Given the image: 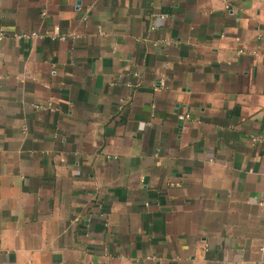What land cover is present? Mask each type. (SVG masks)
<instances>
[{"label": "crops", "instance_id": "crops-1", "mask_svg": "<svg viewBox=\"0 0 264 264\" xmlns=\"http://www.w3.org/2000/svg\"><path fill=\"white\" fill-rule=\"evenodd\" d=\"M0 264H264V0H0Z\"/></svg>", "mask_w": 264, "mask_h": 264}, {"label": "built area", "instance_id": "built-area-1", "mask_svg": "<svg viewBox=\"0 0 264 264\" xmlns=\"http://www.w3.org/2000/svg\"><path fill=\"white\" fill-rule=\"evenodd\" d=\"M57 29V28H56ZM32 35H35V33H32ZM61 38H64L63 35L61 36ZM181 119H183V116H180ZM255 138L253 137L252 140H254Z\"/></svg>", "mask_w": 264, "mask_h": 264}]
</instances>
